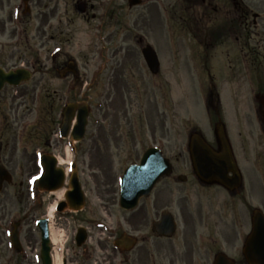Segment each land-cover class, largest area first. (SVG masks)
<instances>
[{
	"label": "flooded vegetation",
	"instance_id": "1",
	"mask_svg": "<svg viewBox=\"0 0 264 264\" xmlns=\"http://www.w3.org/2000/svg\"><path fill=\"white\" fill-rule=\"evenodd\" d=\"M59 1L56 0L54 7L43 12L39 7L46 8L45 0H31L28 4L23 0H6L7 21H12L13 13L16 12L19 16L16 22L24 26L26 31V26H30L32 21L33 10L37 7L41 16L39 24L47 36L51 30H57L53 27L55 23H50L57 15ZM77 2L89 4L90 10L95 9L89 0ZM197 2L189 0L188 3L189 59L199 64L200 73L198 71L197 77L206 79L207 86L200 96L202 118L197 125L189 128V157L190 139L197 135L210 151L203 154L204 179L200 180L194 174L189 158V183L157 184L149 197L141 200L133 210L121 211L120 218H112L108 213L104 218H95L86 209L87 187L89 182L96 186L97 177L90 165L87 168L92 176H88L89 180L84 178L81 165L85 163L87 152L74 151L70 157H73L74 178L83 193L84 208L78 212L68 209L56 212V219L53 217L52 224L57 226L58 232L71 233L70 244L74 247L65 249L67 251L61 257V264H257L254 261H258L257 254L261 248L258 247L257 238H251L250 242L248 238L252 233L253 213L260 209L264 214V17L261 16L264 14V0L258 2L259 6L250 0ZM2 6L0 0L1 9ZM253 9L259 14L252 12ZM61 19L58 16L56 21L60 23ZM4 24L5 19H1L0 26L4 27ZM48 36L54 37L53 32ZM28 42V37L24 38V42L19 39L18 46L24 43L30 46ZM102 42L108 48L102 46L98 53H93V58H101L105 65L111 62V68H93L96 73L91 76L88 90L92 94V101L101 102L95 109L97 112L105 109L108 101L113 107L111 94L122 96L125 93L130 103L131 94L141 98L140 94L161 92L165 85L162 80L169 73L165 67L169 65L170 74L175 70L172 57L167 60L157 55V75L148 72L144 76L143 69L146 66L141 51L147 42L142 38H108ZM157 52L161 53L160 50ZM0 66L5 70L17 68V64L7 65V61L0 62ZM38 74L46 91L53 81L63 85L52 90L55 95L60 90L77 94L81 91L82 77L86 76L80 74L75 62L61 52L51 55L49 63L48 60L42 63ZM212 75L218 77L217 83L212 80ZM41 80L36 84L39 85ZM31 82L21 83L16 88L5 85L0 95L8 92L9 101L12 102V92L15 91L20 94L17 97L24 98L23 95L29 92L33 94L36 89V86H29ZM167 87L170 88L168 84ZM99 127H96L97 130ZM223 140L229 146L232 164L239 171L240 181H236L235 176L225 170L226 166H216V162L209 158L211 152L223 154ZM132 143L135 146L134 140ZM95 144L96 136L92 137V147ZM48 154V151H32L25 162L26 218L31 223L35 221L36 203L41 210L38 219L48 216L51 204H59L60 209L78 205L70 196L71 175L68 171L61 190L51 193H39L36 190L35 177L42 169L39 160ZM221 177L225 182L216 181ZM57 193H62L58 200L55 199ZM166 211L175 225L171 238L158 236L153 226ZM81 228L85 229V238L83 240L82 236L78 241ZM119 237L122 238L120 247L115 245ZM67 240L68 237L64 242ZM245 252L249 254L250 261ZM22 258L28 261L27 256ZM16 263L23 264L19 261ZM29 263L35 264L32 254ZM38 264H41L40 260Z\"/></svg>",
	"mask_w": 264,
	"mask_h": 264
},
{
	"label": "rangeland",
	"instance_id": "2",
	"mask_svg": "<svg viewBox=\"0 0 264 264\" xmlns=\"http://www.w3.org/2000/svg\"><path fill=\"white\" fill-rule=\"evenodd\" d=\"M1 1L3 9L0 8V19L3 16L6 19V0ZM76 1H59L57 15L50 23L51 25L55 23L53 27L57 30L50 31L48 35H51V32L54 34L51 38L46 36L39 24L38 19L41 16L38 12L40 10L46 12L48 8L54 7L56 0H45L46 8L40 6L39 11L37 7L33 10L32 21L30 26H26L27 32L25 31L30 43L27 51L25 47L18 48L15 45L20 30L14 32L13 36L15 24L6 21L4 29H0V61H7V65H19L21 60L28 59L33 62L35 71H39L40 63H47L45 60L48 54L59 47L60 52L75 58L80 74L86 75L82 77L83 82L88 80L89 83L91 76L96 73L94 66L111 68V62L105 65L101 58H93V53H98L101 45L108 48V45L99 42L101 39L142 38L156 50H160L161 53L157 52L158 56L167 60L172 57L175 70L170 74L169 65L165 67L169 73L162 80L165 85L161 92L140 94L141 98L137 94H131L130 103L125 93L122 96L117 93L111 94L113 107L108 101L105 109L98 113L93 110L88 118L84 138L73 144L68 139L61 140L56 136L58 111L63 102L81 97L90 104L91 92L83 91L79 95H73L63 94L64 90H60L55 95L52 90L63 85L53 81L52 86L46 91L41 75L38 74L33 76L29 84L36 86L34 95L29 92L23 95L24 98H19L17 96L20 94L13 91L12 102L9 101L8 92L0 95V164L11 175V181L4 183L0 192V264H14L18 261L28 264L31 254L38 250V234L30 219L26 218L24 167L27 156L32 151L46 150L58 155L63 167L66 166L63 164L65 161L73 159L66 157L72 147H75L74 150L78 153L87 152L84 157L85 163L81 165L84 168L82 169L84 178L89 180L91 171H88L87 167L91 165L97 182L96 186L90 182L88 184L86 209L91 212L90 215H95V218H104L106 213L112 218H120V210L117 208L120 176L127 166L137 163L142 152L150 146L159 148L173 167L172 176L162 179L159 183L161 186L177 182L178 175H185L189 183V128L197 125L202 118V114L199 113L201 108L199 93L207 83L204 78L202 81L199 79L200 83L199 81L197 83L194 78L197 71L196 63L189 59V0H143L139 7L133 9L127 8L126 0H89L95 9L90 11L87 7L85 17L77 14ZM250 1L259 6L258 2L261 0ZM196 8L198 9L197 5ZM252 12L259 14V11L254 9ZM91 13L95 15L94 20L90 19ZM36 14L37 18L34 19ZM58 16L62 18L60 23L56 21ZM261 16L264 17V14ZM38 80H41L39 85L36 84ZM212 80L217 83L218 77L212 75ZM193 87L197 88L198 94L194 92ZM96 120H104L98 130L94 124ZM95 136L96 144L92 147V137ZM132 140L135 141V146ZM46 142H49V147L46 146ZM57 196L55 199H58ZM107 203L109 204L105 206ZM36 205L34 220L41 215L40 206ZM12 222H19V240L28 261L23 260V255L19 256L11 249L9 234ZM61 235L63 233L60 231L59 240L68 237L65 249L67 247L73 249L70 244L71 233L65 232L66 237ZM60 244L58 241L56 252L58 248L61 249Z\"/></svg>",
	"mask_w": 264,
	"mask_h": 264
},
{
	"label": "water",
	"instance_id": "3",
	"mask_svg": "<svg viewBox=\"0 0 264 264\" xmlns=\"http://www.w3.org/2000/svg\"><path fill=\"white\" fill-rule=\"evenodd\" d=\"M139 0H129V5L138 4ZM149 50V48H147ZM144 52L146 62L149 65L154 63V54L149 55ZM18 74L9 73L5 75L0 73V88L3 82L14 83L13 81L18 77ZM79 109V115L77 119V126L75 127V132L72 136L73 140H80L84 134V125L86 120V111L81 110L80 105H69L64 112V122L61 129L62 136L66 135L68 125L70 122L71 113L74 109ZM197 145V143L195 142ZM197 151H201L199 147H196ZM203 151V150H202ZM202 155L199 156L193 155V165L196 170L197 175L201 176L202 170ZM224 160V159H222ZM44 163L46 164V173L43 178L40 180V183L44 184V188L47 191L51 189H56L59 187L61 180L63 178V173L60 169H55L54 164L55 161L52 158H45ZM223 163V161H222ZM219 161H216V165L222 164ZM230 170L236 176V172L233 167H230ZM170 173V165L168 160L164 159L161 155V152L155 149H148L144 155L138 166H132L125 170L122 180H121V201L120 206L122 208H132L137 203L138 199L142 196L148 195L154 184L163 176H166ZM55 176L56 181L51 182L49 177ZM8 179L7 173L2 170L0 171V186L3 180ZM181 181H184V178H179ZM218 181L223 182L221 178H217ZM263 219L257 215L254 219V228L256 231H264V221ZM43 224V223H42ZM41 224V225H42ZM256 225V226H255ZM159 233L163 235H170L173 231V226L171 220L162 219L161 223L158 225ZM42 227V256L43 260L48 259V241H47V231L45 226ZM13 244L15 247L18 246L17 235L13 234Z\"/></svg>",
	"mask_w": 264,
	"mask_h": 264
},
{
	"label": "bare ground",
	"instance_id": "4",
	"mask_svg": "<svg viewBox=\"0 0 264 264\" xmlns=\"http://www.w3.org/2000/svg\"><path fill=\"white\" fill-rule=\"evenodd\" d=\"M57 195H58L59 197H61V193H57ZM53 206H54V205H52L51 208H50V210L48 211L49 216H51V215L53 214ZM51 241H52L53 243H54V242L56 243L55 232H52ZM55 264H60V258H59V256L56 257V259H55Z\"/></svg>",
	"mask_w": 264,
	"mask_h": 264
}]
</instances>
